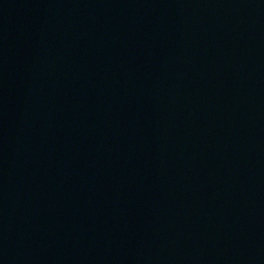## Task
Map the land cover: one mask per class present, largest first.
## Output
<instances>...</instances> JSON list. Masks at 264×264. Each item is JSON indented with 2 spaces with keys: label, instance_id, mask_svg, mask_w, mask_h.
I'll return each instance as SVG.
<instances>
[{
  "label": "water",
  "instance_id": "obj_1",
  "mask_svg": "<svg viewBox=\"0 0 264 264\" xmlns=\"http://www.w3.org/2000/svg\"><path fill=\"white\" fill-rule=\"evenodd\" d=\"M180 0H0V55Z\"/></svg>",
  "mask_w": 264,
  "mask_h": 264
}]
</instances>
